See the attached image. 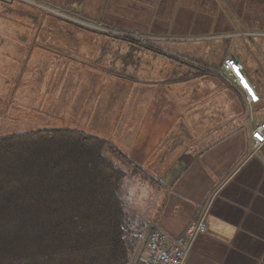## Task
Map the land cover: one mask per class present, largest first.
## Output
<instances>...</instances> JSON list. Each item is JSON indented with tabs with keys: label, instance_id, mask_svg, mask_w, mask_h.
Masks as SVG:
<instances>
[{
	"label": "crops",
	"instance_id": "obj_1",
	"mask_svg": "<svg viewBox=\"0 0 264 264\" xmlns=\"http://www.w3.org/2000/svg\"><path fill=\"white\" fill-rule=\"evenodd\" d=\"M15 1L0 0V131L18 127L0 136L109 126L124 162L135 155L143 196L156 195L148 180L167 181L153 224L177 239L207 208L186 264H264V144L251 154L249 109L221 67L227 57L243 62L260 96L253 114L264 118V0L24 1L145 40L81 25L17 27ZM134 48L153 59L142 73ZM194 61L210 71L189 73ZM176 66L188 72L175 75ZM107 67L137 71L98 73ZM114 81L132 91L96 97L91 84Z\"/></svg>",
	"mask_w": 264,
	"mask_h": 264
},
{
	"label": "trees",
	"instance_id": "obj_2",
	"mask_svg": "<svg viewBox=\"0 0 264 264\" xmlns=\"http://www.w3.org/2000/svg\"><path fill=\"white\" fill-rule=\"evenodd\" d=\"M108 148L73 129L0 136V264L131 262L144 222L129 215Z\"/></svg>",
	"mask_w": 264,
	"mask_h": 264
},
{
	"label": "rangeland",
	"instance_id": "obj_3",
	"mask_svg": "<svg viewBox=\"0 0 264 264\" xmlns=\"http://www.w3.org/2000/svg\"><path fill=\"white\" fill-rule=\"evenodd\" d=\"M12 5H15V7H17V10H16V12H17V20H16L17 27H21V26H28V27L29 26H31V27H76V26H79V24H76V23L71 22V21L69 22L68 20H66L64 18H57V17L53 16V15H55V14H53V12H51L50 10H47L46 8H43V7L41 8V7L37 6L36 4L25 5L24 0H23V3H22V1L21 2L15 1V2H13ZM30 14L32 17L31 19H29ZM136 46H138V45H136ZM134 49L137 50V52H135V54H136V57L138 58V61H140L142 63V64H140V62L137 63V64H139V66H141L138 69V71L139 72L141 71L140 73H142L143 69H145L147 67V64L153 63L152 62L153 59L151 58V60L148 61V54L145 51H143L139 48H134ZM117 62L119 64L120 61H117ZM156 63L157 62H155V65H156ZM157 65H158V63H157ZM176 68H177V70L175 69V71H176L175 75H181V73L183 71L188 72L187 68H184L181 66H176ZM99 70H101V71L99 72ZM97 71L99 74L101 72H104V73L106 72L107 75H108V73H113V74H117V75L123 74L125 76L132 78L135 75L137 68L129 67L128 68L129 72L127 71V69H124V71H122L121 68H116V67L115 68L107 67L105 69V71L103 69H98ZM162 71H164L163 68H162ZM189 71H191V69H189ZM189 73H193L194 75L197 74V72H195V71L189 72ZM91 85L90 86L94 90L93 92L97 94L96 97L103 95L104 98L108 99V100H110L112 95L115 93H124L125 91H132L130 88L127 87V85H124V84L122 85L119 81L118 82L114 81V82H110V83L108 82L106 84L99 82L97 84H91ZM129 87H130V85H129ZM180 87H184V86H180ZM87 88L88 87H86V89ZM178 90H179V92L183 91V89H181V88H179ZM92 94L93 93L91 92L90 96ZM66 119H67V121H66L67 127L66 128H70L69 126H71V124L74 121H72V119H70V120L68 118H66ZM17 127L18 126L7 125V127L4 130L0 131V134L16 132V131H14V129ZM88 128H87L88 130L85 132L96 135V136L101 137V138L108 141L109 148L106 151V154L110 158H112L114 160V162L119 167H121L125 172L126 177L124 178V182H123L124 198L126 199L127 202H129V200L131 198L133 199L130 203H128V212H129L130 217L134 214L135 221L140 222V225L145 221L154 220L155 215L157 214V212H159V211H157L158 208H161L160 202L165 197L167 199V190H166L167 181L161 179L160 176H158L159 177L158 179H155L158 182L148 180L146 182V184L156 186L155 188H152L150 191V192L154 191L155 192L154 194H156V195L154 196V195H147L146 194L145 196H143L145 193V190H143L144 191L143 192L142 190L137 189L138 184L144 182V180L141 179V175H140V173H138L136 171L137 168H136L135 164L133 163L135 161V157H134L135 155L129 156V158L127 160H130L131 163L128 164V163L124 162L123 158H121L120 156H118L114 152V151H116V152L120 151V147H118L121 143L120 133H118L116 130H114V131L111 130V128H109V126H105V125L97 126V127H91V128L88 127ZM169 156H170V152H169ZM135 182H136V184H135ZM163 188H165V192H164V190H162ZM133 190H135L134 192H136V195H135L136 201H137V199L139 200L140 198H142V199H140V201H142V203L141 202L139 203V206H138L139 210L138 211H134V209L137 208V205H134L132 203L134 201V196L133 197L130 196V194L133 193ZM141 191L143 192V195H142ZM150 192H148V194ZM161 192H164V193L161 194ZM138 196H140V197H138ZM141 204H144V205H141ZM133 224L138 225L137 222H135V223L133 222ZM142 229H143V231H142L141 236H139L136 240V248L134 250V253L131 255V262L129 264H132L134 260L140 261L142 259L140 255H141L142 248L144 247L145 240H146V231H145L144 227ZM194 254H196V252ZM199 255L203 256L202 254L197 253L196 255H194V259L196 260V258ZM197 262H198V264H206L207 260L200 259Z\"/></svg>",
	"mask_w": 264,
	"mask_h": 264
},
{
	"label": "built area",
	"instance_id": "obj_4",
	"mask_svg": "<svg viewBox=\"0 0 264 264\" xmlns=\"http://www.w3.org/2000/svg\"><path fill=\"white\" fill-rule=\"evenodd\" d=\"M2 1L12 2L14 0ZM44 8L55 14L62 15L61 12L56 11L54 8L47 6H44ZM62 16L75 21L79 25L102 29L131 39H150L149 37L138 34L107 29L100 25L68 15ZM221 67L224 72L232 78L233 83L243 92L244 101L249 109V140L252 148L251 154H253L264 144V118L256 117L252 109L253 105L260 102V96L245 75V67L241 61L232 57H227L223 59ZM206 216L207 208L188 224L183 235L177 239L168 236L164 231L153 224L152 221H145L143 227L146 231L145 246L147 247L148 255L145 259H141L140 261L134 260L132 264H186L187 257L197 236L207 229Z\"/></svg>",
	"mask_w": 264,
	"mask_h": 264
}]
</instances>
